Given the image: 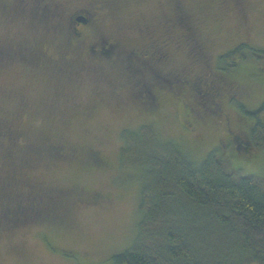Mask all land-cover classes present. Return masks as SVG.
Segmentation results:
<instances>
[{
  "label": "rangeland",
  "instance_id": "obj_1",
  "mask_svg": "<svg viewBox=\"0 0 264 264\" xmlns=\"http://www.w3.org/2000/svg\"><path fill=\"white\" fill-rule=\"evenodd\" d=\"M58 1L66 9L87 2ZM229 1L94 0L96 29L82 42L69 39L59 17L51 22L45 11L21 2L4 10V2L16 0H0V195L5 188H30L24 195L35 199L54 194L58 211L54 226L1 221L0 264H113V255L132 246L143 169L123 164L126 131L151 127L197 163L215 150L240 175L264 176V150L250 144L242 151L236 144L254 123L242 107L254 111L264 102V59L249 56L230 73L219 66L243 93L231 101L237 90L229 91L213 114L199 109L206 100L192 87L162 89L158 107L143 111L134 97L138 79L125 65L133 50L167 54L145 72L150 76L139 70L140 79H158L160 67L169 70L160 71L168 81L170 70L209 81L219 56L236 45L264 51V0ZM178 2L192 14L204 53L192 55L185 41L181 45V30L170 26ZM107 37L121 45V57L111 64L86 52V44Z\"/></svg>",
  "mask_w": 264,
  "mask_h": 264
},
{
  "label": "trees",
  "instance_id": "obj_2",
  "mask_svg": "<svg viewBox=\"0 0 264 264\" xmlns=\"http://www.w3.org/2000/svg\"><path fill=\"white\" fill-rule=\"evenodd\" d=\"M20 2L24 6V0L11 4L4 2L3 9L10 7L17 10V3ZM54 2L59 15L66 10L64 4L58 0ZM92 2L94 0H87L78 8L79 13L90 12ZM227 2L229 5L230 1ZM174 11L176 15L170 26L181 30L184 37L181 45L185 41L192 55L199 51L204 53L192 29V14L182 2L174 5ZM75 17L74 21L65 24L70 33L77 25ZM249 56L264 59V51L246 43L238 44L219 56V63L212 71V80L199 78L202 75L198 74L186 76L170 70L172 80L169 88L164 87L177 92L187 87L198 89L206 100L199 104V109L213 114L221 108L223 97L228 96L229 91L237 90L231 95V101L243 93L242 85H235L236 81L232 78L227 79L219 66L230 73ZM126 61L130 76L137 77L136 83H139L140 90L135 99L139 100L143 111H154L162 101L154 102L142 97L150 83L139 77L141 64L137 51L130 52ZM242 108L254 118V123L249 129H243L245 139L237 136L236 144L242 151H246L250 144L264 150V102L254 111ZM123 135V164L143 169L140 178L141 220L134 243L125 251L113 255V264H264V176L240 175L238 170L231 169L227 161L216 155L215 150L204 161L197 163L177 143L161 140L151 127L126 131ZM28 191L33 192L30 188L23 192L4 189L3 195H0V223L26 225L42 221L54 226L58 214L54 194L35 199L24 195ZM33 208L42 212L35 215L30 212Z\"/></svg>",
  "mask_w": 264,
  "mask_h": 264
},
{
  "label": "flooded vegetation",
  "instance_id": "obj_3",
  "mask_svg": "<svg viewBox=\"0 0 264 264\" xmlns=\"http://www.w3.org/2000/svg\"><path fill=\"white\" fill-rule=\"evenodd\" d=\"M24 4L25 6L28 7V10H34L36 13L40 11L39 9L41 10L44 9L47 14L46 16L49 17V21L51 22L54 21V18L57 19V17H59L61 21L64 20L63 27L67 29H68V26L65 24H67V22L69 21H74V17L76 16L75 18L77 21V25H76V28L73 30V33H70L68 29V35L70 34V38L72 41L79 40L83 42V39H85L86 35L89 34L88 32H91V31L95 32V29H96L95 25L97 22V6L94 5V2H92L91 4L90 12L86 14L84 13L82 15L79 13V10L77 8L72 9V10L66 9L64 11L66 12V14H62L64 12L61 10L62 12H59L61 13L59 15L57 13L58 9L54 7L55 6L54 0H29L28 2L27 0H24ZM181 12L186 13L185 10H181ZM76 14H80V15H76ZM82 28H85L86 32H84ZM83 44H86V40ZM86 52L94 60L97 59L99 61H106L108 64H111V62H114L115 59H119L121 57V45L118 40L107 37L103 41H97L94 44H91L88 46L86 44ZM137 55H138V62L141 64L140 70L143 71V74H144L143 76L145 77L150 76L149 74L147 75L145 72H150V69L154 67V64L157 61L161 62L168 58L166 54H161L162 56H157L156 54L150 55V54L145 53L144 56H141L137 52ZM159 57H162V58H159ZM157 69H159L162 72L169 71L167 69L160 68V67H158ZM160 71H158L156 75L158 79H154L153 81L150 80L148 82L150 83L149 87L146 91H144L145 95H142V97L143 98L145 97L146 100H149V101L155 100L159 102V100L161 99V96L158 95L157 93H161V90L165 89L164 86L169 88L170 81H168V79L165 77V74L163 75L162 72ZM161 77L163 78V80H160ZM157 83L160 84L158 92H156V87L154 88V86ZM136 85L137 86L134 89L139 88V83H136ZM25 102L26 100L24 101V103ZM30 212L34 213L35 215H38L42 211L39 208H33V210Z\"/></svg>",
  "mask_w": 264,
  "mask_h": 264
}]
</instances>
